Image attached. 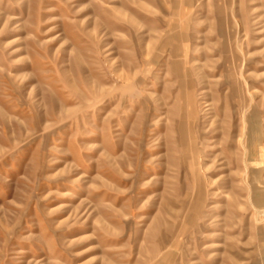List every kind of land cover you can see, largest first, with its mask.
I'll use <instances>...</instances> for the list:
<instances>
[{"label":"rangeland","instance_id":"obj_1","mask_svg":"<svg viewBox=\"0 0 264 264\" xmlns=\"http://www.w3.org/2000/svg\"><path fill=\"white\" fill-rule=\"evenodd\" d=\"M0 264H264V0H0Z\"/></svg>","mask_w":264,"mask_h":264}]
</instances>
